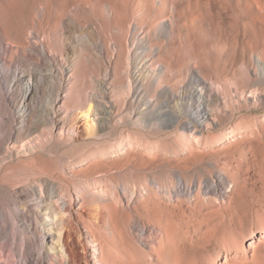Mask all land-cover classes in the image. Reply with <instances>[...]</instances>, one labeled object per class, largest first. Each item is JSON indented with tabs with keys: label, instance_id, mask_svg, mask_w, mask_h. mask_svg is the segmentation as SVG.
Instances as JSON below:
<instances>
[{
	"label": "rangeland",
	"instance_id": "rangeland-1",
	"mask_svg": "<svg viewBox=\"0 0 264 264\" xmlns=\"http://www.w3.org/2000/svg\"><path fill=\"white\" fill-rule=\"evenodd\" d=\"M0 42V82L8 86L2 92L14 102L20 93V85L14 83L17 71L28 74L54 52L61 68L72 66L73 108L85 106L90 92L102 85L118 107L111 114V128L103 131L105 135L97 146L79 142L68 148L64 143L49 144L43 136L39 138L43 148L39 154L47 160L53 157L52 167L58 175L67 172L73 160L76 165L80 154L83 158L114 149L119 139L144 141L142 146L156 147L153 149L163 155L173 156L186 149L188 131L178 122L185 120L183 113L190 111L197 99V78L210 81L221 99L227 98L231 104L203 135L214 134V146L230 151L244 144L253 157L248 166H240V173L232 172L235 189L230 181L221 179L217 194L208 193L209 188L204 190L217 206L210 210L212 219L194 213V222L203 223L202 233L208 224L222 227L216 236L206 234L197 241L200 264H264V0H0ZM12 45L14 50L6 52L5 47ZM242 90L250 95L246 103L240 100ZM178 92H183L182 96H177ZM0 106L1 167L7 161L5 154L12 150L7 132L17 124L19 115L15 111L11 117V108L1 96ZM137 111L138 117L134 116ZM168 112L177 114V125ZM28 126L29 122L25 130ZM236 131H243L244 136H235ZM219 165H223L222 159ZM8 173L10 168L3 174L4 180H9ZM113 173L111 176L118 179ZM99 176L92 175L93 189L111 202ZM125 178L121 174L119 180ZM12 198L13 194L5 197ZM180 205L187 209L184 203ZM179 234H170L173 253ZM120 235L124 244L133 235L122 221ZM136 236L135 241L144 248L151 243L148 236ZM31 238V251L37 252L40 236L34 232Z\"/></svg>",
	"mask_w": 264,
	"mask_h": 264
},
{
	"label": "bare ground",
	"instance_id": "bare-ground-1",
	"mask_svg": "<svg viewBox=\"0 0 264 264\" xmlns=\"http://www.w3.org/2000/svg\"><path fill=\"white\" fill-rule=\"evenodd\" d=\"M14 47H5V51L11 52ZM45 58L44 64L35 63L34 70L30 69L28 74L20 71L15 74L14 83L20 85L17 101L2 92L8 86L0 82V96L10 106L11 117L15 111L19 115L17 124L10 123L6 137L12 150L5 154L7 161L0 167V264H200L197 241L206 234L216 236L222 226L208 224L202 233L203 223L195 224L194 213L212 219L210 210L217 202L207 194H217L221 179L230 181L235 189L232 172L240 173V166H248L253 157L251 149H246L244 144L230 151L224 146H214V134L203 135L218 123L221 113L228 111L231 100H222L210 81L198 77L197 99L191 110L183 113L185 120L178 122L177 114L168 112V117L176 122L174 125L178 122L188 131V137L184 138L187 143L183 142L186 149L173 156L163 155L153 149L156 147L142 146L144 141L133 138L124 141L122 135L124 142L117 140L116 149H109L108 145L110 151H105L109 152L103 149L98 155L86 154L83 158L80 154L77 159L81 160L75 165L72 159L74 163L60 177L54 173L53 157L47 160L39 154L42 145L39 138L43 136L49 144L64 143L68 148L79 142L97 146L96 142L105 135L103 131L111 128V114L118 107L115 108V102L109 99L102 85L87 95L85 106L79 104L82 107L78 108L76 103L77 108H73L72 66L61 68L54 52ZM182 93L178 92L177 96ZM239 96L244 103L250 99L243 90ZM137 113L134 116L138 117ZM237 131L235 136H241L243 131ZM8 168L9 180H4ZM111 172L119 178L126 175L127 179H116ZM56 174L61 180H56ZM94 174H99L100 182L108 187L102 186L108 189L111 202H107L104 193L98 195L97 188L93 189ZM14 178L18 180L15 182ZM206 188L208 193L204 191ZM11 194L14 198L6 200ZM182 203L187 209H183ZM121 221L124 228L133 232L126 244L119 239ZM34 232L40 236L36 253L31 251ZM135 232L143 239L147 236L152 239L147 248L135 241ZM172 233L180 235L174 253L169 248Z\"/></svg>",
	"mask_w": 264,
	"mask_h": 264
}]
</instances>
